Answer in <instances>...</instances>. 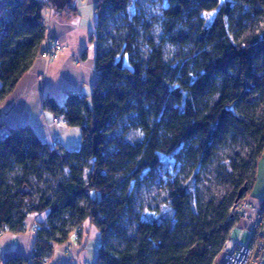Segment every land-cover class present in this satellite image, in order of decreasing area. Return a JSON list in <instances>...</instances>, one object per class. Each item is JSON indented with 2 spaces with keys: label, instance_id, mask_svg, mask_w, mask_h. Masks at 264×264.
<instances>
[{
  "label": "trees",
  "instance_id": "16d2710c",
  "mask_svg": "<svg viewBox=\"0 0 264 264\" xmlns=\"http://www.w3.org/2000/svg\"><path fill=\"white\" fill-rule=\"evenodd\" d=\"M162 1L151 17L138 0L95 1L90 96L42 103L80 130L78 150L49 147L28 126L0 137V233L46 213L30 256L0 264H46L86 221L99 234L96 264H213L221 253L230 209L243 186L251 191L264 152V0ZM44 8L4 0L0 104L42 51ZM245 140L247 158H222ZM211 167L231 188L223 196L203 191ZM155 185L167 199L142 214L138 193Z\"/></svg>",
  "mask_w": 264,
  "mask_h": 264
},
{
  "label": "crops",
  "instance_id": "0c3cea01",
  "mask_svg": "<svg viewBox=\"0 0 264 264\" xmlns=\"http://www.w3.org/2000/svg\"><path fill=\"white\" fill-rule=\"evenodd\" d=\"M38 1L43 3V0ZM95 1L69 0L61 9H57L52 0L45 4L42 12L45 39L40 50L46 49L50 40L58 39L64 51L54 61L36 56L14 91L0 104V125H3L0 132L28 126L49 147L59 144L68 151L78 150L80 130L53 123V115L43 109L42 103L47 97L62 105L68 94L76 92L90 96L98 80ZM3 7L4 0H0V12ZM263 195L264 152L257 163L255 183L245 199L259 206ZM45 217L46 213L29 216L21 233H0V259L29 257L35 240L32 230L43 223ZM98 245L99 234L86 221L70 233L65 243L54 246L46 264H96ZM217 264H222V260Z\"/></svg>",
  "mask_w": 264,
  "mask_h": 264
},
{
  "label": "built area",
  "instance_id": "2783aa9c",
  "mask_svg": "<svg viewBox=\"0 0 264 264\" xmlns=\"http://www.w3.org/2000/svg\"><path fill=\"white\" fill-rule=\"evenodd\" d=\"M43 3L47 5L49 0H43ZM63 51L61 41L52 39L39 56L54 61ZM75 95L82 97L79 92ZM52 122L65 125V118L63 115L53 116ZM6 133L8 131H1L0 137ZM229 219L234 221V227L221 249L222 264H264V195L259 206L246 199L235 202L230 209ZM35 233L36 227L32 230V234ZM245 234L247 240L243 241Z\"/></svg>",
  "mask_w": 264,
  "mask_h": 264
},
{
  "label": "rangeland",
  "instance_id": "374dc122",
  "mask_svg": "<svg viewBox=\"0 0 264 264\" xmlns=\"http://www.w3.org/2000/svg\"><path fill=\"white\" fill-rule=\"evenodd\" d=\"M139 6L141 9H143L146 14L151 17L155 16L157 14V9L159 5H164L165 1H162L161 4L157 3L156 0H138ZM133 12V7L131 6L129 9V13L131 14ZM215 12H204L202 13V17L204 18L205 24L209 25L214 17ZM155 30V29H154ZM155 32V31H154ZM111 35L114 36L112 28L110 29ZM251 33V30L246 33V35H249ZM168 49L165 50V54H169ZM135 134H131L129 136L128 140H134ZM251 142L249 140L242 141L239 146L235 150H226L222 153V158L228 157L231 155V153H237L241 158H247L248 154L250 152ZM168 168V172L170 175L173 174L172 170ZM204 181L203 184V191L204 188L208 190V192H212V194L216 197L223 196L226 193L229 192L231 189L228 185V183L218 182L216 180V170L215 167H211L206 171L204 174ZM211 189V190H209ZM242 189H246V186H243ZM249 193H247V190H245L242 194L241 199H245ZM168 193L162 194L161 189L159 186L153 187L150 191L147 190V188H143L140 190L137 196L138 205H140L139 210L142 214H148L150 213V210L155 209L157 206L162 205V203L167 199ZM142 206V207H141ZM247 240V234L244 235L243 241ZM222 260V254L220 253L216 259L214 260L213 264H217L219 260Z\"/></svg>",
  "mask_w": 264,
  "mask_h": 264
},
{
  "label": "water",
  "instance_id": "95a60500",
  "mask_svg": "<svg viewBox=\"0 0 264 264\" xmlns=\"http://www.w3.org/2000/svg\"><path fill=\"white\" fill-rule=\"evenodd\" d=\"M68 1H69V0H52V2L54 3V5H55V7H56L57 9H61L62 6H63L66 2H68ZM244 191H245V189H241V190L239 191L238 196H237L235 202H237V201H239V200L241 199L242 194H243Z\"/></svg>",
  "mask_w": 264,
  "mask_h": 264
}]
</instances>
